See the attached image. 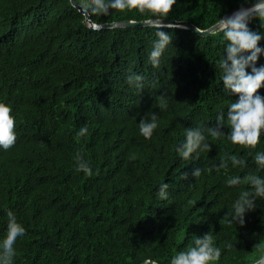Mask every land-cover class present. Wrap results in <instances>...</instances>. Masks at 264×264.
Segmentation results:
<instances>
[{
  "label": "trees",
  "instance_id": "obj_1",
  "mask_svg": "<svg viewBox=\"0 0 264 264\" xmlns=\"http://www.w3.org/2000/svg\"><path fill=\"white\" fill-rule=\"evenodd\" d=\"M244 3L176 0L162 19L203 30ZM88 14L97 25L157 19L135 9ZM248 27L264 34L258 18ZM158 30L92 28L70 0H0V102L12 108L17 137L12 148H0V242L8 211L26 230L14 244L12 264H170L209 231L221 249L209 264H253L264 257V198L245 213L243 225L225 218L250 188L244 179L264 178L254 160L264 152V131L255 148L205 132L209 152L184 160L175 150L186 128L215 126L217 113L226 116L238 98L221 80L227 42L219 30L201 36L163 27L171 43L153 67L149 54ZM258 46L264 48V38ZM261 65L264 54L256 61ZM130 71L144 77L141 90L128 84ZM258 94L264 96V86ZM153 112L158 127L145 139L138 123ZM84 126L87 134L78 137ZM77 151L92 176L76 171ZM230 155L245 166L229 160L226 168L213 167ZM195 168L202 170L199 177L192 175ZM233 177L242 183L228 186ZM162 183L167 199L158 195Z\"/></svg>",
  "mask_w": 264,
  "mask_h": 264
},
{
  "label": "clouds",
  "instance_id": "obj_2",
  "mask_svg": "<svg viewBox=\"0 0 264 264\" xmlns=\"http://www.w3.org/2000/svg\"><path fill=\"white\" fill-rule=\"evenodd\" d=\"M245 3L248 0H244ZM176 0H82L81 8L90 14L107 15L110 10L135 9L141 14L150 13L157 17L159 30L156 35L157 40L153 42L152 51L149 54V61L153 67H159L160 57L166 47L171 43V36L160 30L163 27H171L160 23L162 18L168 16ZM253 18H258L264 26V0H255L250 7H240L231 15L219 18L216 28L223 34L226 47L223 59L219 67L223 70L221 80L225 89H230L237 94L238 98L230 103L227 113L223 111L217 113L215 126L202 128L190 127L185 129V140L176 146L177 154L184 160L192 159L193 153L209 152L211 143L207 141L205 132L213 139L227 137L233 144L247 145L251 148L260 141L261 132L264 131V96L258 94V89L264 86V65L256 67L259 56L264 54V48L258 46L259 41L264 38V34L257 33L249 29L248 24ZM96 27H99L97 25ZM246 68H251L247 72ZM144 77L134 72H129L127 81L130 86H134L138 91L143 88ZM159 107H167L166 102L161 97ZM227 127L229 131L225 134L222 127ZM15 118L12 115V108L0 102V148L8 150L15 145ZM139 133L150 139L153 132L158 127V117L155 112L149 119L142 117L138 123ZM87 126L81 127L76 133L78 137L87 134ZM134 159L135 157H131ZM198 158V157H197ZM76 161V171H83L86 176H92V169L82 154L77 151L74 157ZM233 166H245L246 162L235 155L221 158V162L216 167L226 168L228 161ZM255 163L264 169V152H257L254 156ZM201 168H195L192 172L194 177L201 175ZM211 171V169H207ZM187 174H182L181 178H186ZM244 183H248L250 188L240 193L239 197L232 205L230 218L226 214L228 223L244 224L246 212L256 207V199L264 198V178L255 175L247 176ZM242 183L240 177H233L227 180L228 186H236ZM168 184L162 183L159 186L158 195L161 199H167ZM26 234L25 228L18 223L16 216L7 212V232L5 238L0 242V264H12L15 256L14 244L18 237ZM232 248L231 243L225 245ZM221 249L214 246L211 231L202 237L197 236L192 245L186 250L178 251L170 260V264H209V261L219 260ZM257 264H264V257H261Z\"/></svg>",
  "mask_w": 264,
  "mask_h": 264
},
{
  "label": "water",
  "instance_id": "obj_3",
  "mask_svg": "<svg viewBox=\"0 0 264 264\" xmlns=\"http://www.w3.org/2000/svg\"><path fill=\"white\" fill-rule=\"evenodd\" d=\"M70 1H71V4L75 8H77L80 12H82L85 15V18L89 22V25L92 28H95V29L113 28V27H144V26H150V25L158 26L157 19H154V20H146V21H132V20H129V21L109 22V23L100 24L99 27H96L97 24H94V23H92V21H90L89 14L87 12H85L81 8V5H79L76 2V0H70ZM254 2H255V0L247 2V3H244V4L236 7L235 9L231 10L227 14H225L222 18L231 15L234 11H237L240 7H245V8L250 7L252 5V3H254ZM160 23L163 24V25H170L172 27L174 26V27H178V28H186V29H189V30L193 31L194 33H197V34H199L201 36H208L210 33L215 32V31L218 30L216 28L217 22L214 25L210 26L209 28L203 29V30L197 28L192 23L186 22V21H175V20H164V19H161ZM253 264H257V261L255 263H253Z\"/></svg>",
  "mask_w": 264,
  "mask_h": 264
}]
</instances>
